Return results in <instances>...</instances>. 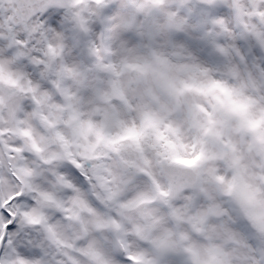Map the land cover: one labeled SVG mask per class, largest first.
I'll use <instances>...</instances> for the list:
<instances>
[{"label": "snow or ice", "instance_id": "snow-or-ice-1", "mask_svg": "<svg viewBox=\"0 0 264 264\" xmlns=\"http://www.w3.org/2000/svg\"><path fill=\"white\" fill-rule=\"evenodd\" d=\"M0 264H264V0H0Z\"/></svg>", "mask_w": 264, "mask_h": 264}]
</instances>
